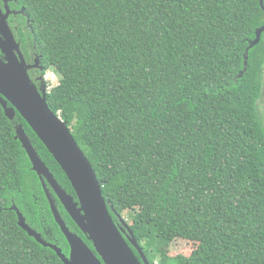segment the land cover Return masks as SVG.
<instances>
[{"label":"trees","instance_id":"16d2710c","mask_svg":"<svg viewBox=\"0 0 264 264\" xmlns=\"http://www.w3.org/2000/svg\"><path fill=\"white\" fill-rule=\"evenodd\" d=\"M8 8L23 55L61 76L48 104L91 163L114 222L131 216L148 261L264 264V34L245 70L264 26L260 1L8 0ZM19 126L75 196L26 121L19 113L10 121L0 104V264H63L12 210L69 253ZM189 244L190 255H169Z\"/></svg>","mask_w":264,"mask_h":264},{"label":"water","instance_id":"95a60500","mask_svg":"<svg viewBox=\"0 0 264 264\" xmlns=\"http://www.w3.org/2000/svg\"><path fill=\"white\" fill-rule=\"evenodd\" d=\"M259 1L264 10V1ZM3 2L5 8L0 7V104L10 121H14L17 113L26 121L67 176L78 201L75 202L74 197L59 185L23 127L19 126L16 139L21 142L31 161L32 170L42 183L55 222L69 245V256L57 245L44 240L40 233L27 224L23 214L13 207L12 210L18 215L19 226L37 243L53 250L63 264H151L124 219L118 216L121 226L114 222L91 163L78 146L67 123L50 108L47 90L40 92L32 83L20 43L9 25L12 12L8 8V0ZM263 34L264 26L257 29L256 39L246 50L245 70L248 67V53L261 42ZM39 63L37 60L36 66ZM47 185L78 229L92 243L94 250L70 231L49 196Z\"/></svg>","mask_w":264,"mask_h":264},{"label":"flooded vegetation","instance_id":"af4514ba","mask_svg":"<svg viewBox=\"0 0 264 264\" xmlns=\"http://www.w3.org/2000/svg\"><path fill=\"white\" fill-rule=\"evenodd\" d=\"M5 8V7H4ZM23 54V53H22ZM23 57H24V60H25V62H26V66H27V68H28V75H29V77H30V79H31V81H32V83L38 88V90L40 91V92H42L44 89H46L47 90V92L49 93L50 91H49V87H50V83L47 81V79H46V77H47V73H48V71H45L44 70V68L41 66V61H40V57L38 56V55H36V54H33L32 55V57H25L24 55H23ZM37 60H39L40 61V63L38 64V66H36V62H37ZM46 189H48V191H49V196L53 199V201L55 202V204H56V206H57V208H58V210H59V200L56 198V196H55V194H54V192L52 191V189L47 185L46 186ZM66 191V190H65ZM67 192V191H66ZM68 193V192H67ZM69 194V193H68ZM70 195V194H69ZM70 196H72V195H70ZM72 197H74V201L75 202H78L77 201V198H76V194H75V196H72ZM61 204V203H60ZM50 205V204H49ZM59 212H60V210H59ZM60 214H61V212H60ZM62 216V215H61ZM62 218L64 219V217L62 216ZM64 221H65V219H64ZM66 222V221H65ZM118 225H120V223L118 224ZM121 226V225H120ZM69 228V227H68ZM71 231V230H70ZM72 233H74V234H76V235H78L80 238H82L84 241H85V243L88 245V243H87V241L86 240H88L87 239V237H85L83 234H82V232H81V234H79V233H76V232H74V231H71ZM89 242V241H88ZM89 246V245H88ZM90 247V246H89ZM91 248V247H90ZM92 250H94L93 248H91ZM64 252V251H63ZM65 253V252H64ZM69 253H70V248H69ZM69 253L68 254H66L67 256H69Z\"/></svg>","mask_w":264,"mask_h":264},{"label":"rangeland","instance_id":"374dc122","mask_svg":"<svg viewBox=\"0 0 264 264\" xmlns=\"http://www.w3.org/2000/svg\"><path fill=\"white\" fill-rule=\"evenodd\" d=\"M47 81L50 83V87L48 88L49 91L51 89H53L54 87H56L57 85H59L60 81H61V76L53 69H50L47 73V77H46ZM259 111L261 116L264 118V99L262 98V100L259 103ZM131 216L128 215L127 213L123 214L122 218L124 219V221L127 224H132L131 221ZM181 246V245H180ZM195 245H188V247H183V250L181 251V249H170L169 250V255L171 256H177L179 254L181 255H185L188 256L192 253V251L194 250ZM155 264H159L158 262H156Z\"/></svg>","mask_w":264,"mask_h":264}]
</instances>
